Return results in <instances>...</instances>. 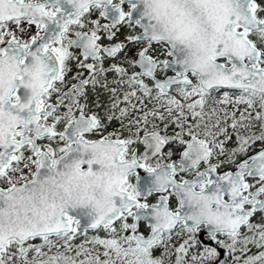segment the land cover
<instances>
[{
    "label": "snow or ice",
    "instance_id": "snow-or-ice-1",
    "mask_svg": "<svg viewBox=\"0 0 264 264\" xmlns=\"http://www.w3.org/2000/svg\"><path fill=\"white\" fill-rule=\"evenodd\" d=\"M0 264H264V0H0Z\"/></svg>",
    "mask_w": 264,
    "mask_h": 264
},
{
    "label": "flooded vegetation",
    "instance_id": "flooded-vegetation-1",
    "mask_svg": "<svg viewBox=\"0 0 264 264\" xmlns=\"http://www.w3.org/2000/svg\"><path fill=\"white\" fill-rule=\"evenodd\" d=\"M93 18H95V16L93 17ZM35 32H36V29H35V26H32L30 29H29V34H35ZM129 32H130V30L129 29H127V28H124V29H122V31L118 34V37H117V40L119 41V40H123L124 39V36L125 35H127V34H129ZM105 44H107V43H109L108 41H103ZM136 48H130V49H128L127 50V52L126 53H122V54H118V58L117 59H115V60H112V61H107L106 63H105V66L107 67L110 63H117V64H120V63H122L123 61H125V59H126V57L128 58V59H131V58H133L134 57V55H135V52H136ZM125 67H127V65L125 64L124 65ZM72 68H73V71H72V73H69V77H68V86H70L71 85V83H74L75 81H73V80H71V76H72V74L76 71V68H75V65L73 64L72 65ZM128 71H129V73H131V72H133V71H138V69H133V68H128ZM169 74H171V73H169ZM114 73H109L108 74V80L109 81H111L112 79H113V77H114ZM113 87L115 86V85H112ZM62 90L63 91H66L67 90V88L66 87H63L62 88ZM95 98V96H94V94L89 90V92H88V103L91 105V103H92V100ZM53 100H55V96H53V98H52ZM100 99L102 100V101H104L105 103H107V101H108V94L107 93H105V94H103V95H101L100 96ZM83 102V101H82ZM115 125H113V127H114ZM109 131H111V128H109ZM230 147H231V145H229ZM258 150V149H257ZM141 151H142V149H141ZM251 154H253V153H249V155H251ZM178 158V156H173L172 157V159L173 160H175V159H177ZM243 158H247V157H242V159ZM215 162V161H214ZM151 163H155V161L153 160V161H151ZM226 170H228L227 168H222L220 171L221 172H223V171H226ZM138 174L139 175H147V173H145L144 171H143V169H138ZM132 182L133 183H135V178H132ZM155 199H156V197H152V198H150L149 199V203H153V202H155ZM141 231H146V229L143 227V226H141ZM256 251V249H253V252H255Z\"/></svg>",
    "mask_w": 264,
    "mask_h": 264
},
{
    "label": "trees",
    "instance_id": "trees-1",
    "mask_svg": "<svg viewBox=\"0 0 264 264\" xmlns=\"http://www.w3.org/2000/svg\"><path fill=\"white\" fill-rule=\"evenodd\" d=\"M161 58H166V57H164V56H161ZM101 235H103V233H101ZM81 242V240L80 239H78L77 241H76V243H80ZM36 243H39V241H36Z\"/></svg>",
    "mask_w": 264,
    "mask_h": 264
},
{
    "label": "water",
    "instance_id": "water-1",
    "mask_svg": "<svg viewBox=\"0 0 264 264\" xmlns=\"http://www.w3.org/2000/svg\"><path fill=\"white\" fill-rule=\"evenodd\" d=\"M141 177H142V179H145V180H147V175H140Z\"/></svg>",
    "mask_w": 264,
    "mask_h": 264
}]
</instances>
